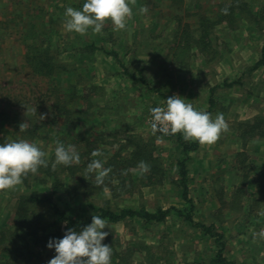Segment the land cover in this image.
<instances>
[{"label":"rangeland","instance_id":"374dc122","mask_svg":"<svg viewBox=\"0 0 264 264\" xmlns=\"http://www.w3.org/2000/svg\"><path fill=\"white\" fill-rule=\"evenodd\" d=\"M232 1L137 0L126 30L114 31L111 21H106L100 34L89 30L81 36L64 29V12L67 7L82 10L86 0H0V111L6 108L18 112L19 121H27L28 128L33 124L42 126L37 129L35 139L15 133L16 139L36 143L46 153L47 160L53 157L57 140L66 146L74 145L80 156L85 145L92 142V151L100 150L103 155H90L85 160L100 159L113 170L99 186L92 173L91 196L72 197L65 192L64 196L55 194L54 200L68 212L80 215L91 214L89 201L115 210L144 208L151 213L160 208L171 210L163 222L133 218L109 223V228L102 230L109 232L102 243L113 249L111 264H174L178 259L174 238L166 233L172 227L171 218L179 217L176 208L189 211L192 207L183 199L184 187L176 166L181 146L177 138L172 140L168 136L157 142V137L163 134H152L149 112L151 107L166 106V99L173 95L186 99V103L210 113L213 118L223 113L229 125V130L215 144H200L198 151L191 153L205 162L202 177L192 174L190 183L189 199L196 204L192 213L196 222L203 221L208 213L204 209L208 199L202 186L236 185L237 181L231 182L233 168L241 171V186L245 175L248 182L242 194L235 196L232 206H222L220 219L231 222L233 216L251 210L262 213V206L258 205L264 203L261 192L264 139L253 136L247 123L255 124L258 116H264V66L249 73L262 54L264 0H239L249 4H241L236 10L240 20L231 23L229 18L217 24L221 9ZM141 6L148 7L147 14L139 13ZM241 9L247 11L240 14ZM205 18L215 24L203 28ZM204 29H209L206 36L210 45L207 41H197ZM92 43L95 50L88 48ZM41 46L52 48V54L59 47L55 62L61 67L54 70L51 78L37 75L27 59L29 53L34 55L32 47ZM125 68L139 79L145 77L147 84L134 81ZM72 93L76 96L67 107L73 114L56 117L54 104L58 99L68 102ZM97 109H109L116 127L112 122L109 125L95 122L92 113ZM42 113H48L44 121L39 118ZM9 131L13 134L14 129L10 127ZM135 152L141 153L139 157L146 155L159 160L158 164L163 166L160 171L165 172L161 181L151 180V172L129 171L122 175L120 166L113 165L120 161L124 162V170L135 169L140 162L135 160ZM196 167L191 164V170ZM58 177L66 187L73 181V175L66 171ZM114 190L119 194H113ZM23 192L31 191L22 184L0 193L1 231L12 226L16 200ZM218 195L225 199L224 194ZM245 243L249 246L248 240ZM255 244L261 247L263 240L257 239ZM231 249L228 252L226 249L225 255L234 256ZM41 253L47 262L56 255L54 248ZM253 254L256 256L253 261L262 260L261 254L264 256V252Z\"/></svg>","mask_w":264,"mask_h":264},{"label":"trees","instance_id":"16d2710c","mask_svg":"<svg viewBox=\"0 0 264 264\" xmlns=\"http://www.w3.org/2000/svg\"><path fill=\"white\" fill-rule=\"evenodd\" d=\"M241 4H244L242 6H249L248 2L239 3V0H233L231 4L228 5V14L219 15L216 23L222 24L225 19L229 18L231 23H233L234 21H239L241 15L235 12L238 7L241 6ZM246 11V9H241L240 14L241 12L245 13ZM210 24L215 23L211 20H207L206 18L203 19V28L205 26H210ZM207 30L209 29H204L202 37H200L197 41H207L210 45L211 42L206 36L209 32ZM183 31L185 32L186 30L183 29ZM88 46V48H92V50H95L96 48V45L94 43L89 44ZM52 50V48H45L44 46L38 48L32 47L34 55L29 53L27 59L29 60V64L34 67L36 71L35 73L37 75L51 78L53 76L54 70L61 67L60 64L58 65L55 62L56 58H58L60 54L59 47L54 49V54L50 53ZM81 53H83V51H81ZM261 66H264V44L260 60H258L254 67L249 70V73L251 74V72L256 71ZM125 72L137 83L145 82L142 81V79H137L136 75L130 73L127 68H125ZM228 86H232V84H229ZM74 96H76V93H72V95L69 97L70 100L66 103H62L58 99V101L54 104V107L56 108V117L60 114H62L63 116H70L71 114H73V111H71V109L68 108L67 105L71 102ZM7 98L8 100L12 101L10 97ZM25 99L26 97H24L22 100L25 101ZM10 101L8 102L10 103ZM211 103L212 108V105L214 106V101L212 100ZM12 112L8 111L6 108L0 111V140H3V143L13 140H20L21 138L16 139L15 133L26 136V138L35 139L37 136V129H41L42 126L40 127L37 124H33L31 128H27L25 131H20L19 125L22 123L19 121L20 114H18V112L16 113V111ZM255 122V124L247 123L249 124L248 126L251 130V133H254L253 136H259L261 139H264V127H262V124H264V116H258L255 119ZM18 123L20 124L18 125ZM10 127L14 129L13 134H9ZM257 130L260 131L256 133ZM246 133L247 131L243 133L242 137H245L244 134ZM168 138L172 140L174 138H177V142L181 146V154L177 159L180 176L179 180L181 186L184 187L183 199L192 205L189 211L177 209L176 214L180 217L186 218V220H188L189 222H192V213L193 211H195L194 207L196 206H194V201L192 199H189V164L191 161V153L199 149L200 143L197 141L186 142L183 139L182 134L180 133H177L175 135H168ZM85 140L87 141L89 139L85 138ZM92 145L93 143L89 142V144L85 145V148L83 149L84 151L81 152V166L74 164L70 167H64L61 165L58 166L59 168L57 167L56 171H52L51 162L55 159L54 153L53 157L48 160V168L40 167V174L37 173L36 176L29 174V176L24 179L23 184L26 190L31 192H23L19 194L18 199L16 200V209L12 226H10L9 229H3V231L0 230V264H48L47 260L43 256V253H41L43 251L49 250V248L47 247L48 242L50 240L62 239L68 229H75L77 232L81 231L84 227L91 224L93 215L101 216V218L106 219L108 223H120L127 219L133 218H142L146 222H163L166 220L171 210H164L162 208L158 209L155 213L148 212L144 208L140 210L129 208L115 210L109 206H97L92 203V201H89L87 205L91 210V214L80 215L75 212H68V210H66L65 208L63 209L59 206L57 201L54 200V195L57 193H62V195L64 196L65 192H67L72 197L80 196L81 198H83L84 195H92V174L86 175L85 173L87 164L90 163L92 159L85 160L84 158H90V155L92 153ZM135 155L136 152L134 153L136 161L143 160L150 165L149 172L152 173L150 179H159V181H161L160 178L161 176H165V172L163 173V171H160L163 166H161V164H158L159 160L155 159L154 157V159H149L146 155H144V157H139L141 156V153H138L136 156ZM45 159L47 160L46 157ZM123 163L120 161H116L115 163H113V165L120 166L119 170L120 172H122V170H124V168H122ZM64 171L69 172L73 175V181L68 187H66L58 177V174ZM158 173L161 174L159 175ZM30 179L34 181L31 182ZM155 182L156 181L152 183ZM242 182L244 185L241 186L239 194H242L244 186L248 182L247 175H245V179ZM42 186H47V188L42 189ZM251 186H253V183L251 184ZM115 192L116 190H114L113 194H119ZM261 192L264 194V179L262 180ZM224 203L228 204L227 201H224ZM196 226L203 228L207 235L211 234L212 232L211 228L207 227L206 225L200 224ZM220 239L221 238L219 237L218 240ZM221 246L222 250H224V245L222 243ZM218 261L222 264H231L223 258L222 251L218 256Z\"/></svg>","mask_w":264,"mask_h":264},{"label":"clouds","instance_id":"9594fccd","mask_svg":"<svg viewBox=\"0 0 264 264\" xmlns=\"http://www.w3.org/2000/svg\"><path fill=\"white\" fill-rule=\"evenodd\" d=\"M137 0H86L82 10L67 7L64 12L63 27L67 32H74L84 36L91 30L94 34H100L106 21H111L114 31L126 30L128 21L133 16V7ZM228 6L221 9L222 14H228ZM141 15L148 13L147 6L138 9ZM36 112V109H32ZM150 125L152 134H163L157 137V142H163V136L182 134L183 139L197 141L200 144L212 145L220 138L222 133L229 130V125L223 113H217L215 118L206 111L197 110L191 103L179 95H173L166 99V106L151 107ZM48 113L39 115L41 121L47 119ZM29 127L27 121L19 125L20 131ZM100 150H93L92 157H101ZM46 153L34 142L25 139L13 140L0 144V192L14 190L22 185L29 174L36 175L40 167L48 168L49 161L45 159ZM81 162L80 154L74 145H65L56 141L55 159L51 162V170L56 171L58 166L70 167ZM111 167H105L100 159H92L87 164L85 173L95 174V183L103 185L105 179L112 172ZM129 171L146 174L150 171V165L140 161L135 169L122 170V175ZM264 214V213H262ZM109 228L106 219L99 215L92 216L91 224L77 232L68 229L62 239L50 240L47 247L55 249L56 255L48 264H111L113 249L103 244L102 241L109 232L102 231ZM256 237L264 239V229L259 233H253Z\"/></svg>","mask_w":264,"mask_h":264},{"label":"crops","instance_id":"0c3cea01","mask_svg":"<svg viewBox=\"0 0 264 264\" xmlns=\"http://www.w3.org/2000/svg\"><path fill=\"white\" fill-rule=\"evenodd\" d=\"M129 72L132 73L131 71ZM143 72L144 71L140 72L141 75H144ZM135 75L137 79H139L137 74ZM141 79L142 81H145L140 82L141 84H147L148 81L145 77H140V80ZM109 112V109H100V111L97 109L95 114L92 113V116H95V122L102 121L105 125H109L112 122L114 127H116L115 120L110 118ZM177 161L178 160H176V166H178ZM212 163L215 162L213 161ZM191 164H196V169L191 170ZM203 168H205V162L198 157L196 158L191 155V161L189 164V192L191 188L190 183L192 181V174L198 173L195 177H202L201 173H203V171L201 170ZM232 173L233 176H231V182L237 181L236 185H228L227 188H219L216 185L209 187L202 186L203 192L206 195L205 198L208 199L206 200L207 205L204 207L208 213H206L203 221L197 223L194 217L192 222H189L186 218L180 216H173L171 218L170 224L172 227L168 229L166 234L174 238L173 248L177 251L176 257L178 258L174 261V264H222L218 261V256L221 251L223 258L231 264H264L263 254H261L262 260H252V258H256L253 253L260 254L261 252H264V239H262L263 245L261 247L255 244L257 239L260 238L256 237L255 241L253 239V233H259L261 229H264V214H262L264 213V203L258 205L262 206V213L250 209L251 211L248 213L246 212L245 215L239 214L240 216H233L234 218L232 217L231 222L220 219V211L223 210L222 206H232L233 199L239 194L241 188V171L238 168H233ZM218 194H224L225 199L222 200ZM230 199H232V201H230ZM224 201H227L228 204H225ZM194 206H196L195 202ZM194 208L196 209V207ZM242 208L245 209L244 207ZM176 209L184 210L178 207ZM200 224L210 227L212 231L211 234L207 235L203 228L196 226ZM219 237L221 238L220 240H218ZM247 240L249 241V246L245 243ZM221 243L224 245V250H222ZM226 249H228L227 252L231 249L234 256L231 253L229 255L226 253L225 255ZM194 250L197 251L196 254H194Z\"/></svg>","mask_w":264,"mask_h":264}]
</instances>
